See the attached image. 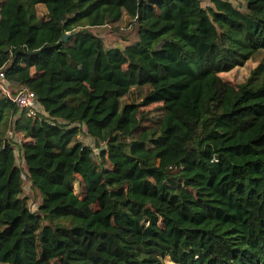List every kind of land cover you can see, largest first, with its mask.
<instances>
[{
	"label": "trees",
	"instance_id": "obj_1",
	"mask_svg": "<svg viewBox=\"0 0 264 264\" xmlns=\"http://www.w3.org/2000/svg\"><path fill=\"white\" fill-rule=\"evenodd\" d=\"M207 3L0 0V74L38 100L0 88V264H264V0Z\"/></svg>",
	"mask_w": 264,
	"mask_h": 264
},
{
	"label": "rangeland",
	"instance_id": "obj_2",
	"mask_svg": "<svg viewBox=\"0 0 264 264\" xmlns=\"http://www.w3.org/2000/svg\"><path fill=\"white\" fill-rule=\"evenodd\" d=\"M207 2H208V0H204L205 5H208ZM236 3H238V2H236ZM38 9H39V13H40L41 16L45 15V13H46L45 6L39 5ZM118 25H119V28H120V31H118V32H116L115 28L113 29L110 25L104 26V27L94 28V32L96 34L100 35L101 37H103L105 39V41H106L108 46L115 45L118 42L119 36L121 34L125 35L126 37H128L129 39H132V40L138 39L136 30H134L133 28L132 29L129 28L128 20H126L124 18ZM247 68H249V67H247ZM247 72H248V69H246V68H243V69H237L236 68L232 72L226 73V74H222V75L226 79H228V80H230L232 82H238V81H240L243 78V76ZM6 86L10 90V92L12 93L13 89L11 87H9V85H7V84H6ZM157 107H158V104H154V105H151V106L147 107V109L154 110ZM40 110L41 109H39V111ZM42 113L40 114L41 116L44 114V113L43 114ZM80 139L82 141H84V143H86V144L90 145L91 147H93L96 152H99V150L95 147L94 140L90 136H88L85 132H83L80 135ZM13 140L14 141H18V142L20 141L19 138H14ZM16 155H17L18 163L20 165L23 164L22 159H21L22 151H20L18 149V147H16ZM74 186H75V191L80 196H82L84 191H85V189H84L83 184H81L79 176L76 177V179L74 181ZM24 194L28 197L29 203L31 205L32 210L33 211H37L38 207H39V205H40V203L42 201V198H41L40 194L37 191H35L34 189L31 188L30 183L27 180L25 181V193ZM165 263L166 264H173L170 261L169 258L165 259Z\"/></svg>",
	"mask_w": 264,
	"mask_h": 264
},
{
	"label": "built area",
	"instance_id": "obj_3",
	"mask_svg": "<svg viewBox=\"0 0 264 264\" xmlns=\"http://www.w3.org/2000/svg\"><path fill=\"white\" fill-rule=\"evenodd\" d=\"M0 88L19 107L20 111H26L28 116L31 117L38 116V100L35 92L30 89H25L17 92L16 94H12L5 85L3 74H0Z\"/></svg>",
	"mask_w": 264,
	"mask_h": 264
},
{
	"label": "water",
	"instance_id": "obj_4",
	"mask_svg": "<svg viewBox=\"0 0 264 264\" xmlns=\"http://www.w3.org/2000/svg\"><path fill=\"white\" fill-rule=\"evenodd\" d=\"M77 33V31L71 32V33H66L63 35L62 39L64 41H67L69 38H71L72 36H74Z\"/></svg>",
	"mask_w": 264,
	"mask_h": 264
}]
</instances>
